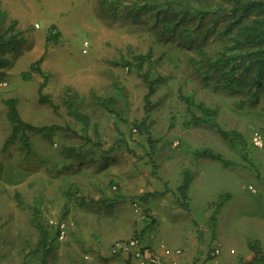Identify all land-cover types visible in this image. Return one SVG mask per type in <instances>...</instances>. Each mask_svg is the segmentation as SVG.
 <instances>
[{
	"label": "rangeland",
	"instance_id": "rangeland-1",
	"mask_svg": "<svg viewBox=\"0 0 264 264\" xmlns=\"http://www.w3.org/2000/svg\"><path fill=\"white\" fill-rule=\"evenodd\" d=\"M0 12L6 13L0 16L1 29L15 20L25 40L5 56L8 65L0 75V262L91 264L98 263L96 245L107 251L116 241L147 237L156 246L175 250L184 248L186 238L196 236L203 255L209 257H199L196 264H264V259H255L254 250L264 255V109L260 105L237 113L229 107V98L213 100L219 104V123L239 133L240 140L225 141L209 127L186 125L176 94L183 66L178 71L158 61L157 73L169 79L152 97L157 106L145 120L141 80L115 63L121 57L129 59L128 51L146 54L150 48L158 60L163 49L148 34L138 32L130 22H113L98 0H0ZM50 26L59 36L47 46ZM41 58L47 76L42 95L52 100L55 111L39 101L43 78L35 73L31 80L22 77ZM68 88L81 99L80 111L91 118L87 134L63 105ZM91 92L115 97V110L125 121L109 116ZM8 100L17 102L23 121L57 127L47 139L29 134V155L17 144L2 150L10 132ZM143 120L145 124L137 129L134 124ZM254 132L263 140L262 148L253 146ZM121 138L134 153L127 151ZM16 171L24 177L12 184L9 177ZM139 175L144 182L151 181L157 192L150 193V183L141 182L140 195L154 196L148 203L133 184ZM69 188L95 202L79 205L67 194ZM16 191L22 207L15 203ZM163 200L171 201L170 206L163 207ZM34 205L50 230H57L50 222L66 225L65 238L58 239L47 257L32 253L38 241L29 222ZM177 208L183 211H174ZM148 209L156 213L155 219ZM217 245L220 254L215 256Z\"/></svg>",
	"mask_w": 264,
	"mask_h": 264
},
{
	"label": "trees",
	"instance_id": "trees-1",
	"mask_svg": "<svg viewBox=\"0 0 264 264\" xmlns=\"http://www.w3.org/2000/svg\"><path fill=\"white\" fill-rule=\"evenodd\" d=\"M98 5L113 22H130L138 32L148 34L154 44L163 49L158 60L154 59V50L150 48L146 54L128 51L129 59L121 57L115 63L141 80L145 88V120L157 106L151 102L152 97L160 87L166 86L169 79L156 71L158 61H162L178 71L183 66V80L177 86L176 94L184 107L186 125L209 127L225 141L241 139L239 133L225 130L219 123V104L213 100L229 98V107L237 113H248L259 105L264 109V0H98ZM0 16L5 17L6 13L0 12ZM17 25L12 20L7 29L0 27V75H4L2 71L8 65L5 56L25 42L22 33L16 30ZM57 36L59 33L55 26H50L47 46ZM42 60L33 62L22 77L31 80L35 73L43 78L38 87L39 101L55 111L57 107L52 100L42 95L47 82V76L40 67ZM90 95L109 116L125 121L115 110V97L95 96L93 92ZM80 102L77 94L66 89L63 105L68 115L87 134L91 118L80 111ZM6 105L10 132L3 143V151L17 144L25 155H29L32 147L29 134H41L47 139L57 129L56 126L38 127L23 121L15 100L6 101ZM144 124L143 120L134 126L140 130ZM93 129L94 132L97 130L96 124H93ZM120 142L124 143L123 138ZM126 147L129 153H134ZM1 171L0 166V176ZM21 173L16 171L9 181L12 184L20 182L24 177ZM182 189L186 190L187 186ZM77 193V188L67 190L79 205L87 200L95 202ZM20 198L16 191L15 203L22 207L24 204ZM30 211L29 222L38 236L32 253L47 257L58 241V231L48 228L37 205L30 207ZM254 250L255 259H264L263 254L256 248Z\"/></svg>",
	"mask_w": 264,
	"mask_h": 264
},
{
	"label": "built area",
	"instance_id": "built-area-1",
	"mask_svg": "<svg viewBox=\"0 0 264 264\" xmlns=\"http://www.w3.org/2000/svg\"><path fill=\"white\" fill-rule=\"evenodd\" d=\"M88 44H83V52H86ZM251 142L254 147L262 148L263 140L257 132L251 134ZM136 207V205L134 204ZM54 225L58 231V239L62 240L65 238L66 225L64 223L56 224L55 222H50ZM159 250L163 253L164 257L168 258L170 261L167 264H178L179 258L183 256L181 250H171L165 245H159ZM232 253V251H230ZM108 254L110 257L117 258L121 264H163L159 256L151 255L148 256L147 251L143 248L141 241L138 238H131L129 240L116 241L112 243L108 248ZM220 254L219 245H217L213 251V255L218 256ZM88 260V256L84 257ZM0 264H7L3 261Z\"/></svg>",
	"mask_w": 264,
	"mask_h": 264
},
{
	"label": "crops",
	"instance_id": "crops-1",
	"mask_svg": "<svg viewBox=\"0 0 264 264\" xmlns=\"http://www.w3.org/2000/svg\"><path fill=\"white\" fill-rule=\"evenodd\" d=\"M128 171H130V170H128ZM129 173L130 172H128V174ZM132 175H134V174L132 173ZM126 177H127V175H126ZM126 177H124L125 180H126ZM121 179H123V178L121 177ZM133 179L136 180V182H133V184H135L137 186V188L139 189V195L142 194V193H144L143 189H141V186H140L141 185V182L143 183L144 180L140 178V175L137 176V177H135V178H133ZM117 181L119 183H121V180L120 179L117 180ZM147 182L150 183V188H149L150 189L149 190L150 193L151 192L152 193L155 192L154 194L156 196L157 195V192L155 190H153V188H151L152 182L151 181H145L144 182V185ZM130 187L131 186H129L128 189H130ZM139 197L144 202L148 203L147 201H149L150 199H152L154 196L151 197L150 194H146L145 193L143 195H140ZM170 202L171 201L168 202L166 200H163V205H164L163 207H165L167 205V203L170 206V204H171ZM169 208L170 209H175L174 207H169ZM169 208H167V209H169ZM177 209L178 210H174V211H183L180 208H177ZM148 211H149L150 215L153 216V218L156 216V213L153 210L148 209ZM140 241H141V244H142L143 248L147 251L148 256L156 255V256H159V258L161 259V261L163 262V264L169 263L170 260L168 258L164 257L163 253L159 250V246L154 245L149 238L142 237L140 239ZM179 248L180 247L176 248L175 250H181L183 252V256L181 258H179L178 264H196L199 257L200 258L202 257L205 260H208L209 259V257H206V256L203 255L202 252L204 251V247L201 244V241L196 238V236H195V238H192V237L186 238L185 244H184V248H181V249H179ZM95 249L97 250L96 251V255L98 257H96L97 258L96 260L98 261V263L97 262H93L91 264H111L112 261H115V262L117 261V262L120 263V261L117 258L110 257L109 254H108V250L106 251L105 248L99 247V246L96 245V248ZM171 250H173V249H171ZM99 257L103 258V260H101ZM204 264H209V263L208 262H205Z\"/></svg>",
	"mask_w": 264,
	"mask_h": 264
}]
</instances>
